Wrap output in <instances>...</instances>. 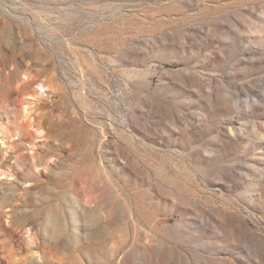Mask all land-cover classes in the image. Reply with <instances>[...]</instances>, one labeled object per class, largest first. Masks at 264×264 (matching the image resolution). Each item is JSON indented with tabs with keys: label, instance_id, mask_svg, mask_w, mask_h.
Masks as SVG:
<instances>
[{
	"label": "rangeland",
	"instance_id": "rangeland-1",
	"mask_svg": "<svg viewBox=\"0 0 264 264\" xmlns=\"http://www.w3.org/2000/svg\"><path fill=\"white\" fill-rule=\"evenodd\" d=\"M0 264H264V0H0Z\"/></svg>",
	"mask_w": 264,
	"mask_h": 264
},
{
	"label": "bare ground",
	"instance_id": "bare-ground-1",
	"mask_svg": "<svg viewBox=\"0 0 264 264\" xmlns=\"http://www.w3.org/2000/svg\"><path fill=\"white\" fill-rule=\"evenodd\" d=\"M30 79V78H29ZM24 80L25 81H27L28 80V78H27V75L25 76V78H24ZM26 83V82H25ZM38 86V85H37ZM37 89V88H36ZM38 90L40 91V93H38L37 95H40V96H43V95H45V92H46V88L43 86V85H39L38 86ZM37 90V91H38ZM36 96V95H35ZM40 98V97H39ZM34 99V98H33ZM45 99V98H44ZM35 100V99H34ZM27 107H29V105H25L22 109H21V111H20V113L24 116V118H27V117H29V116H31L30 114V111H28L27 110ZM32 111V110H31ZM23 118V119H24ZM29 119H31V117H29ZM29 119H28V121H29ZM32 120V119H31ZM31 120L29 121V124L28 123H26V128L27 129H29V128H32V122H31ZM31 122V123H30ZM34 128V127H33ZM35 129H37V128H35ZM34 130V129H33ZM35 131V130H34ZM37 133V132H36ZM36 133H34V135L36 134Z\"/></svg>",
	"mask_w": 264,
	"mask_h": 264
}]
</instances>
